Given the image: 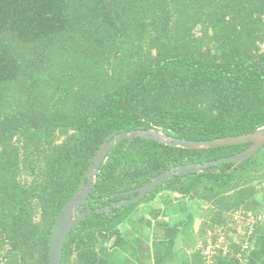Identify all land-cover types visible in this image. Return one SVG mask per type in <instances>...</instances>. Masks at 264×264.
I'll use <instances>...</instances> for the list:
<instances>
[{
    "label": "trees",
    "instance_id": "trees-1",
    "mask_svg": "<svg viewBox=\"0 0 264 264\" xmlns=\"http://www.w3.org/2000/svg\"><path fill=\"white\" fill-rule=\"evenodd\" d=\"M263 125L264 0H0V264H48L58 212L108 136L154 129L204 140ZM249 144L119 141L99 167L82 206L93 211L69 232L61 264H97L98 234L161 192L198 202L200 235H208L258 192L264 144L231 171L234 162L189 171L140 201L94 209L132 196L113 194L165 169Z\"/></svg>",
    "mask_w": 264,
    "mask_h": 264
},
{
    "label": "crops",
    "instance_id": "crops-1",
    "mask_svg": "<svg viewBox=\"0 0 264 264\" xmlns=\"http://www.w3.org/2000/svg\"><path fill=\"white\" fill-rule=\"evenodd\" d=\"M258 219L250 250L242 261L218 257L216 264H264V181L242 207ZM204 208L171 192L142 202L126 220L98 234L97 264H201Z\"/></svg>",
    "mask_w": 264,
    "mask_h": 264
},
{
    "label": "water",
    "instance_id": "water-1",
    "mask_svg": "<svg viewBox=\"0 0 264 264\" xmlns=\"http://www.w3.org/2000/svg\"><path fill=\"white\" fill-rule=\"evenodd\" d=\"M110 136L104 139L101 146L90 160L80 187L67 199V201L63 204L58 212L57 218L54 222L48 239V264H61L63 247L69 232L77 223H79L93 211L90 206L84 208L82 206L92 200V197H90V192L94 184L98 180L97 174L99 172V167L101 163L105 161L109 149L119 141H122L124 139L131 141L138 136L141 138H151L169 146L182 147L186 149H206L240 143L250 144L245 149L229 157L207 161L204 163L198 162L180 164L169 169H165L138 187L121 193H114L113 196H123L128 194H132V196L119 199L117 201H114L112 204L97 207L94 209L95 212L107 211L111 207L118 206L120 204H130L140 201L159 184L166 182L176 175H182L189 171H208L212 166L218 165L223 162H234V166L228 169V171L233 170L234 167L250 158L260 147L263 146L264 125L251 132L204 140L174 137L154 129H131L128 131L117 133L112 137ZM105 198L106 197H103V199Z\"/></svg>",
    "mask_w": 264,
    "mask_h": 264
},
{
    "label": "built area",
    "instance_id": "built-area-1",
    "mask_svg": "<svg viewBox=\"0 0 264 264\" xmlns=\"http://www.w3.org/2000/svg\"><path fill=\"white\" fill-rule=\"evenodd\" d=\"M258 219L252 212L238 208L229 214L227 222L209 231L201 246L203 264H216L218 257L242 261L256 236Z\"/></svg>",
    "mask_w": 264,
    "mask_h": 264
}]
</instances>
